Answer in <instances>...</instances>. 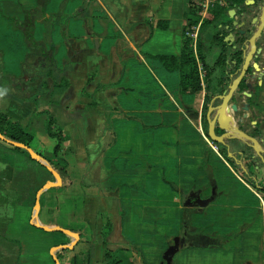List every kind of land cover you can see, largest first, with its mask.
Listing matches in <instances>:
<instances>
[{
	"label": "crops",
	"instance_id": "obj_1",
	"mask_svg": "<svg viewBox=\"0 0 264 264\" xmlns=\"http://www.w3.org/2000/svg\"><path fill=\"white\" fill-rule=\"evenodd\" d=\"M87 4L94 8L90 19L94 34L87 30L88 21L77 17L78 10ZM190 4L191 0L183 4L179 0H146L149 14L138 25L139 36L144 34L145 39L138 41L126 33L129 21L110 14L105 0H49L45 18L52 19L63 7L62 16L53 26L50 39L48 21L36 19L35 41L47 50L54 45L56 65L67 78L84 54L87 60L95 52L111 67L112 76L116 74L111 83L117 82L111 96L118 110L110 118L115 141L101 156L95 153L111 132L104 134L103 127L102 134L99 132L98 125L105 119L83 114L87 102L73 107L76 97L70 78L67 92L55 97L49 107L70 136L61 155L55 156L58 141L49 135L45 116H35V104L23 97L32 94H19L12 85L1 87L0 83V111L23 123L33 136L30 148L65 166L71 180L69 186L63 181L62 186L43 189L56 182V177H44L33 158L13 151L12 145L0 138V264H58L59 254L65 264H71L75 256L87 254L93 244L94 264H101L106 249L128 247L132 248L128 255L134 264H163L165 252L182 232L184 208L190 198L187 195L200 192L201 198L208 199L214 191L213 201L199 208L192 225L217 245L183 247L173 264H264L261 192L243 179L206 136L202 124L206 90H181V78L188 66L169 71L159 59L182 55ZM37 5L38 0H0V72L8 74L12 83L23 77L29 54L24 34L12 18L24 20L26 12ZM175 20L182 29L171 37L167 31ZM157 21H167L169 27L158 28ZM157 36L164 37L168 52L162 48L161 52L144 51V47L158 49L154 48ZM121 65L123 68L115 72ZM257 76L253 73L251 81ZM241 95L243 92L238 93ZM244 103L246 99L240 98L239 106ZM198 110L199 119L195 120L191 113ZM238 116L239 125L251 130L249 135L258 134L259 151L263 153L257 155L264 164L263 128ZM228 151L234 157L242 153L230 145ZM104 170L114 171L107 178ZM256 179L264 183V167ZM107 221L112 222L113 230L104 244L99 232Z\"/></svg>",
	"mask_w": 264,
	"mask_h": 264
},
{
	"label": "trees",
	"instance_id": "obj_2",
	"mask_svg": "<svg viewBox=\"0 0 264 264\" xmlns=\"http://www.w3.org/2000/svg\"><path fill=\"white\" fill-rule=\"evenodd\" d=\"M221 0H213V4H217ZM225 4L234 5L237 3H242L245 0H224ZM263 1V0H262ZM49 0H38V5L36 9L27 11L25 14L24 20H19L18 18H12V21L21 29L24 34L26 43L29 47V54L24 63V75L17 82L12 83L11 77L5 72L1 71V87H5L7 85H12L16 92L20 94V92L26 93L29 92L32 94V97L29 95L23 96L24 99H29L35 104V116H39L41 114H46L50 112V105L55 102V97L63 96L70 87V80L64 74L63 70H60L54 59V51L55 47L52 45L51 50H47L45 46L41 43L35 41L34 38V22L36 19H45L49 23V32L47 37L51 38L52 27L51 19L45 18V9ZM201 0H191L189 13L186 15L187 24L184 29V48L183 53L180 56H170L163 55L160 56L159 59L163 62L164 66L169 71L184 69L188 66L187 74H184L181 78V90L183 93H202L203 90H206L205 103L203 107L204 118L202 119V124L206 136L208 135V121L206 113L208 112V108L212 99L217 95H223L228 90V83H221L218 89H215L213 85V79L211 78L213 74V70L208 66L205 61L206 53L203 51L204 42L201 38V32L198 34L197 42L195 43L194 38L190 37L189 31L199 22V12L202 9V5L200 4ZM62 11L60 12V15ZM59 15V16H60ZM86 14L84 13L83 8L77 12V17H83ZM88 15V13H87ZM59 16H54L52 19H56L59 21ZM212 10L208 12L207 17L202 25V29L208 26L211 23ZM88 18V17H87ZM55 25V24H54ZM157 27L161 29H167L169 27V23L167 21H157ZM91 31V30H90ZM152 34V32H151ZM197 58L201 60L203 63L204 70L207 71V76L205 79V88L202 85V81L200 78V74L198 71V66L195 65L193 68L192 65L197 64ZM2 67V52L0 51V69ZM117 68H122L118 66ZM117 82L108 83V84H99L97 89L93 93L86 94L89 98L88 102L84 105L83 114L88 115H101L102 109H105V117L106 122L103 127V132L106 134L107 132L112 131L111 125V115L113 112L118 110L117 107L108 103L105 99H99L98 94L103 89H108L111 87H115ZM244 87V86H243ZM22 99V98H21ZM191 117L195 120L199 119V110L191 113ZM48 133L51 137L57 139L58 144L54 150L55 156H60L64 150V145L67 141H69L70 136L65 133L64 129L60 127L57 123V120L54 116H50L46 123ZM219 134V132H217ZM0 134L11 142L24 144L28 147L31 146L33 141V136L31 133L27 132L26 126L11 118L7 113L0 111ZM257 137V135H254ZM210 139V138H209ZM115 141V136L113 132L110 133V139L106 144H102L100 142V146H102L101 150L95 151L98 153V156H101L102 152L105 151L108 147H110ZM236 141V140H235ZM230 143H234V141H229ZM218 147L220 153L225 157V159L235 168V170L245 179L250 185L261 192V195L264 199V186L260 184L257 179V173L264 167V164L259 155L251 147H245L242 150V153H235L236 157L229 156V148L228 145L215 143ZM89 149V148H88ZM12 150L15 152H19L29 159L33 160L31 155L27 150L22 148H17L12 146ZM89 151H91L89 149ZM252 152V153H250ZM91 153H94L91 151ZM37 156L45 163L53 167L57 172H59L63 178L64 185L69 186L71 184V180L68 178V174L66 172V167L61 164H56L49 160L45 155L40 152H36ZM237 158V159H235ZM244 162L246 164V170L241 169L237 165V161ZM41 167V171L43 172V176L49 179H52V173L41 163L36 160ZM114 170L105 171L104 177H109ZM194 193V192H192ZM191 193V194H192ZM190 194V195H191ZM188 194L187 196L190 197ZM186 196V197H187ZM36 200V191L33 194V206ZM200 209L196 207H188L185 206L183 213V228L180 236L185 237L188 243L184 247H202V246H215L217 243L211 242L205 238L201 231L196 229L192 225L193 215L198 212ZM109 229V234L113 230L112 222L108 221L107 226L103 227L99 234L102 237V242L107 244L106 239L109 234H106V229ZM218 242V240H217ZM132 248L128 247L127 249H117L115 251L106 249L104 260L101 264H134L133 260L129 257L128 252H131ZM95 259V247L92 245L91 250L85 255H77L73 258L71 264H94ZM59 260L61 264H65L63 262L62 256L59 254ZM163 264H166L163 259Z\"/></svg>",
	"mask_w": 264,
	"mask_h": 264
},
{
	"label": "flooded vegetation",
	"instance_id": "obj_3",
	"mask_svg": "<svg viewBox=\"0 0 264 264\" xmlns=\"http://www.w3.org/2000/svg\"><path fill=\"white\" fill-rule=\"evenodd\" d=\"M218 4H213L210 8V11L212 10L211 23L202 31L200 29L201 38L204 42L203 51L207 55L205 61L213 70L211 78L214 80L215 89L220 87V82L229 83L235 77H238L247 55L253 49L251 39L263 25L255 42V51L245 77L246 80L241 83L232 103L239 105L240 98L244 97L247 104L244 103L240 107L241 111L236 116L239 115L240 119L243 118L249 123L256 122L254 126L258 125L264 131V0H245L234 5L225 4V1L221 0ZM197 61L203 68L201 60L198 58ZM253 73H258V76L251 81L250 77ZM249 89L250 91H248ZM240 92H243L241 97L238 96ZM246 93L251 96L248 97ZM217 102L222 101L218 100ZM245 106L249 107L248 111L243 110ZM254 106H256V109H253ZM205 117L207 118V113ZM203 118L204 112H202ZM241 129L244 130L242 124ZM217 132H219V135L222 133L219 128H217ZM254 135L258 134L255 133ZM229 143L227 141V145ZM189 199L192 202L196 200V198H191V195ZM179 238L184 239V246L188 243L185 237ZM172 244H174V241Z\"/></svg>",
	"mask_w": 264,
	"mask_h": 264
},
{
	"label": "rangeland",
	"instance_id": "obj_4",
	"mask_svg": "<svg viewBox=\"0 0 264 264\" xmlns=\"http://www.w3.org/2000/svg\"><path fill=\"white\" fill-rule=\"evenodd\" d=\"M188 1L189 0H179V2L182 4L185 2H188ZM105 5L107 6V10L110 14L114 15L115 17L120 18L122 21H125V22L129 21L128 24H129L130 28L128 30H126V33H127V35H129L130 38L138 39V41H142L145 39L144 34L139 36V32H140L139 27L140 26L138 27V25L140 24V22H143L142 20H144V16L149 14L148 12H146V0H105ZM201 5H202V3H201ZM203 6H204V4L202 5V9L199 12V18H200L199 22L192 29L190 28L189 35L192 33H198L199 34V32H200L201 26H202L203 22L205 21V19L207 17V13H208V11H206L208 8L206 6L205 7H203ZM82 8H83L84 13L86 15L81 17V18L88 21L87 30L89 31V33L94 34L93 28L90 24L91 13H94V8L90 7V4H87L85 7H82ZM82 8H80L78 11H80ZM61 11L63 12V7H62ZM101 11L103 12L104 15H107L106 12H104L103 10H101ZM87 13H88V15H87ZM59 15H60V13L57 14L56 16L58 17ZM61 16H62V14L59 16V18H61ZM56 23H58V21H56V19H51V25L54 26V24H56ZM64 23H65L64 25H66V21ZM168 29H169L168 31L164 30V32L162 34L164 35L165 32L167 31L168 35H170L171 37H175L174 34L180 33L182 27L179 24V21L175 20V21H172V24H171L170 28H168ZM77 47L78 46L75 45V48H77ZM154 48H158V49L150 50L149 47L148 48L144 47V51L161 52L159 49L162 48L163 52H168L166 49H164V37L157 36L156 44H155ZM169 51H173V50H169ZM85 57H86V54H84L80 59L76 60L77 64L75 65L72 76L70 77L72 80V85H73L72 89L74 92V97H76V99L73 102V107L76 106L77 104L84 105V103L88 102L89 98L87 97L86 94L94 92L97 89L99 84H108V83H111L112 81H114L116 79V74L114 75V77L112 76L111 67L109 68L106 61L104 59H102L100 55L95 54V52H94V53H91V55L89 54V56H88L89 58H87V60L85 59ZM195 65L198 66V71L200 74V69L202 68V65L198 64V61H197V64L192 65L193 68L195 67ZM114 70H115V72L116 71L119 72L118 68L117 69L115 68ZM229 83L231 84V81ZM112 91H113V87L108 88L107 90L106 89L101 90V92L98 94L99 99H101V100L105 99L108 103L114 105L115 103H114L113 97L111 96ZM220 104H221V102H217L216 106L218 107ZM105 114H106L105 109H102L101 115H95V116H96V118L101 117V119L106 120ZM42 115L45 116L44 120H46V121L48 120V118L50 116H55L52 109L50 112H48L46 114H42ZM238 117H240V116H238ZM97 119H99V121L101 120L100 118H97ZM92 123L94 124V119H93ZM104 125H105V123L103 125H98L99 130H100L99 132L101 134H102V127H104ZM244 130H246V132L249 131V133H251V130H249L248 126H245ZM94 131L95 132L97 131V125H94L93 132ZM94 134L95 133H92L91 138H90V142L93 145L95 144ZM109 137H110V134L109 133L106 134L104 141H103V144H106L109 141V139H110ZM89 145H88V148L90 147ZM229 145L232 148H235L237 150H244L246 145H247V147L252 148V146H250L248 142L241 141V140H236V141H234V143H229ZM95 147H96V144L94 145V147H91V148L95 149ZM101 148H102V146L98 147V150H100ZM252 149L254 151V148H252ZM250 153H252V152H250ZM241 163H242V165H241ZM238 164L242 169L246 168V164L244 162L238 161ZM52 179H55V178L52 177ZM260 184H262V186H264V183L260 182ZM105 226H107V223L104 225V227ZM106 234H109L108 228L106 229ZM108 249L111 250L110 248H108Z\"/></svg>",
	"mask_w": 264,
	"mask_h": 264
},
{
	"label": "water",
	"instance_id": "obj_5",
	"mask_svg": "<svg viewBox=\"0 0 264 264\" xmlns=\"http://www.w3.org/2000/svg\"><path fill=\"white\" fill-rule=\"evenodd\" d=\"M263 28V25L261 26L260 30L252 37L251 43L253 44V49L250 52V54L247 55L245 64L243 66V69L241 73L233 79L231 84L229 85V88L227 92L223 95L215 96V98L212 100L208 112H207V119H208V135L212 142L214 143H221L227 145V141H233V140H241L248 142L252 148L256 151L257 154L262 156V153L259 151L260 142L256 137H253L249 135L248 132L241 129V125L238 124L236 120V114L241 111L240 106L237 103H232L236 92L239 90V87L242 82H245L246 75L249 70L251 58L253 56V53L255 51V42L257 37L260 35L261 30ZM248 97L251 95L249 93H246ZM218 100H221V104L217 107L216 103ZM243 110L248 111L249 107L245 106ZM256 125V122H254ZM217 128H219L222 133L219 135L217 133ZM0 138L4 139L6 142H8L10 145L22 148L28 151V153L31 155V157L34 160H37L40 162L43 166H45L55 177L56 182L47 184L43 189H46L50 186H62L63 185V178L59 172H57L53 167L48 165L47 163L43 162L40 158H38L37 154L28 146L20 143L11 142L9 140H6L1 134ZM230 157H234V154L232 152H229ZM42 189V190H43ZM42 190L39 192V196L42 193ZM215 195V191L213 192V196ZM203 199L201 198L200 192H194L191 194V198H196L194 202H192L190 199L186 202V206L190 207H197V208H204L206 207L211 201H213V198ZM39 200L36 202V206L38 207ZM184 247V239H180L179 237L175 238L174 244H172L167 251L165 252L163 259L165 260L166 264H173L174 257L176 253ZM60 248H72V246H62ZM58 264L59 261L57 260Z\"/></svg>",
	"mask_w": 264,
	"mask_h": 264
},
{
	"label": "built area",
	"instance_id": "obj_6",
	"mask_svg": "<svg viewBox=\"0 0 264 264\" xmlns=\"http://www.w3.org/2000/svg\"><path fill=\"white\" fill-rule=\"evenodd\" d=\"M201 3H202V5L204 4V6L203 7H207L208 9L206 10V11H208V10H210V8L212 7V5H213V0H201ZM200 3V4H201ZM209 12V11H208ZM189 35V34H188ZM190 37H192V38H194V41H195V43L197 42V38H198V33H192V34H190L189 35ZM198 59V58H197ZM206 76H207V72H206V70H204L203 68H201L200 69V78H201V81H202V85L203 86H205V78H206Z\"/></svg>",
	"mask_w": 264,
	"mask_h": 264
}]
</instances>
